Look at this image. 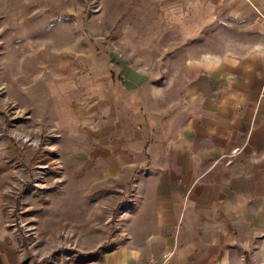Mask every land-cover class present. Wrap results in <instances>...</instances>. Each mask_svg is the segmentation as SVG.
<instances>
[{"label": "crops", "instance_id": "0c3cea01", "mask_svg": "<svg viewBox=\"0 0 264 264\" xmlns=\"http://www.w3.org/2000/svg\"><path fill=\"white\" fill-rule=\"evenodd\" d=\"M182 3L149 6L153 18L177 24L164 7L179 11ZM228 3L239 17L264 6ZM159 38L150 44L162 52ZM110 55L108 85L86 84L91 113L83 126L91 147L82 155L103 177L123 175L130 197L108 245L58 251L43 264H144L167 250L170 264H249L245 251L250 264H264V47L188 57L165 83L161 71L137 68L133 55ZM72 110L74 104L61 114ZM6 220L0 187V264H35L37 255L22 250Z\"/></svg>", "mask_w": 264, "mask_h": 264}, {"label": "rangeland", "instance_id": "374dc122", "mask_svg": "<svg viewBox=\"0 0 264 264\" xmlns=\"http://www.w3.org/2000/svg\"><path fill=\"white\" fill-rule=\"evenodd\" d=\"M159 1L0 0V187L6 223L22 250L37 255L35 264L58 251L108 245L130 197L131 182L101 176L82 155L91 147L86 84L108 83L110 53L133 55L137 68L161 71L165 83L188 57L264 47L259 3L242 17L231 15L230 0H182L179 11L165 5L176 24L153 18L149 4ZM155 37L162 52L150 44Z\"/></svg>", "mask_w": 264, "mask_h": 264}, {"label": "built area", "instance_id": "2783aa9c", "mask_svg": "<svg viewBox=\"0 0 264 264\" xmlns=\"http://www.w3.org/2000/svg\"><path fill=\"white\" fill-rule=\"evenodd\" d=\"M173 251L167 250L160 257L152 258L144 264H170Z\"/></svg>", "mask_w": 264, "mask_h": 264}, {"label": "trees", "instance_id": "16d2710c", "mask_svg": "<svg viewBox=\"0 0 264 264\" xmlns=\"http://www.w3.org/2000/svg\"><path fill=\"white\" fill-rule=\"evenodd\" d=\"M111 76L113 77L114 76V74L113 73H111ZM110 76V77H111ZM95 83H98V81H96ZM245 254H246V258H247V260H248V262H249V264H250V254H249V252H247V251H245Z\"/></svg>", "mask_w": 264, "mask_h": 264}]
</instances>
